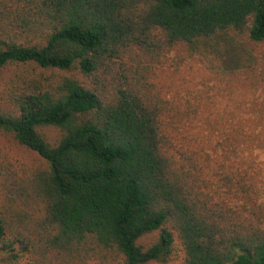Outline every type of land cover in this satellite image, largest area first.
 Wrapping results in <instances>:
<instances>
[{
    "label": "trees",
    "instance_id": "obj_1",
    "mask_svg": "<svg viewBox=\"0 0 264 264\" xmlns=\"http://www.w3.org/2000/svg\"><path fill=\"white\" fill-rule=\"evenodd\" d=\"M5 70L0 264H264V0H0Z\"/></svg>",
    "mask_w": 264,
    "mask_h": 264
},
{
    "label": "rangeland",
    "instance_id": "obj_2",
    "mask_svg": "<svg viewBox=\"0 0 264 264\" xmlns=\"http://www.w3.org/2000/svg\"><path fill=\"white\" fill-rule=\"evenodd\" d=\"M184 71L186 75L185 82L188 85L197 88L201 87L204 77L208 75L205 56L201 54L192 58L188 62L187 67L184 68ZM9 75H10L9 70H5L4 72L0 73V88L4 84L5 79L9 78ZM166 80L167 78L165 77L162 78V81L165 83ZM44 132L46 133L51 143L55 144L59 139L60 132L53 127L45 128ZM0 155L6 157L10 162L13 161L17 163H23L21 165L24 164L35 165L41 161L39 155L36 152L18 144L13 139H11L10 136L5 135L3 133H0ZM154 241H155V236L148 235L140 239L139 243L148 246ZM149 264H157V263H149ZM168 264H181V259L180 257H177L172 261H170Z\"/></svg>",
    "mask_w": 264,
    "mask_h": 264
}]
</instances>
